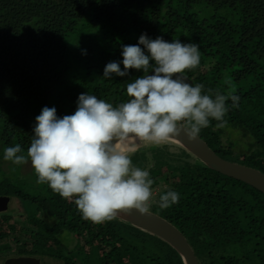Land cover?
Returning a JSON list of instances; mask_svg holds the SVG:
<instances>
[{"label":"trees","instance_id":"obj_1","mask_svg":"<svg viewBox=\"0 0 264 264\" xmlns=\"http://www.w3.org/2000/svg\"><path fill=\"white\" fill-rule=\"evenodd\" d=\"M142 34L198 45L200 64L184 73L191 84L240 97L238 107L228 101L225 127L213 120L199 136L222 158L264 173V0H0V161L16 144L26 154L46 106L62 118L74 114L82 93L114 106L127 101V84L143 73L105 79L103 72L113 61L123 70L122 46L138 44ZM149 151L152 166L146 169L145 148L133 164L149 171L152 187L168 184L158 198L168 190L180 195L170 209L157 202L152 208L183 233L200 264H264V193L176 144ZM26 168L31 182L14 177ZM10 169L11 176H0L6 210L12 204L0 212V257L184 264L168 242L120 217L82 219L74 201L37 183L30 161L10 162Z\"/></svg>","mask_w":264,"mask_h":264},{"label":"clouds","instance_id":"obj_2","mask_svg":"<svg viewBox=\"0 0 264 264\" xmlns=\"http://www.w3.org/2000/svg\"><path fill=\"white\" fill-rule=\"evenodd\" d=\"M122 57L123 70L121 62H109L103 77L141 71L127 84V101L114 106L82 93L74 114L62 118L46 106L35 118L26 154L16 144L3 155L14 165L30 161L37 183L74 201L82 219L93 224L112 221L122 211L149 213L154 180L131 159L141 145L160 146L181 135L195 140L213 120L217 128L226 126L228 101L239 106L232 90L205 93L203 84L192 85L183 75L200 64L197 44L142 34L138 44L122 46ZM179 199L178 192L168 190L156 202L167 209Z\"/></svg>","mask_w":264,"mask_h":264},{"label":"water","instance_id":"obj_3","mask_svg":"<svg viewBox=\"0 0 264 264\" xmlns=\"http://www.w3.org/2000/svg\"><path fill=\"white\" fill-rule=\"evenodd\" d=\"M149 74L152 73L150 72ZM183 75L186 76L185 74ZM186 77L188 82L191 83V79L188 76ZM172 143L184 148L211 169L248 183L264 193V173L262 171L222 158L200 136L195 140H188L181 135ZM8 200V196L0 195V211L7 208ZM117 217L168 242L181 255L184 264H200L183 233L158 213L149 210L148 214L140 215L134 210L127 213L122 211ZM8 259H11L13 264H40V259L34 256L19 255Z\"/></svg>","mask_w":264,"mask_h":264},{"label":"rangeland","instance_id":"obj_4","mask_svg":"<svg viewBox=\"0 0 264 264\" xmlns=\"http://www.w3.org/2000/svg\"><path fill=\"white\" fill-rule=\"evenodd\" d=\"M240 138H241V136H240ZM171 143L172 142H170V144ZM244 146H246V143L244 142V140L241 139V146H240L241 149H244ZM139 148H145V150H147V154L149 156V160H148L146 169H148L153 164V158L150 157V151H149V150H151V148H153V145H141ZM0 150H1V144H0ZM0 165H1L2 169H3V172L0 170V176L3 175V174L11 176L13 174L14 170L10 169V162L9 161H6V162L5 161H0ZM30 166H31V163H30ZM23 170L24 171H21L20 173H18L14 177L19 179V180L21 178H24L26 182L28 180L31 182L32 177H33L31 169L30 168H26V169H23ZM166 188H168V184H166L164 181H160L157 185L152 187V190H153V201L151 203L150 210L156 211L155 210L156 208H154V209L152 208L153 203L158 201V193H159V191L162 190V189H166ZM11 205L12 204H9V207H8L7 210H11V207H12ZM170 208L171 207H169L167 209H170ZM5 210H3V211H5ZM3 211H0V212H3ZM72 242L73 241L70 242V246H72ZM12 253H15V251H13ZM15 256H18V255H10L9 257H15ZM27 256H32V255H27ZM7 257L8 256L0 257V264H13L12 260L8 259ZM34 257H36V256H34ZM40 264H61V261L56 260L55 258H47V257H45V258H43V261H41Z\"/></svg>","mask_w":264,"mask_h":264}]
</instances>
